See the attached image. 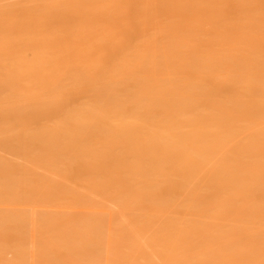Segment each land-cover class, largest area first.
Here are the masks:
<instances>
[{
  "label": "bare ground",
  "instance_id": "6f19581e",
  "mask_svg": "<svg viewBox=\"0 0 264 264\" xmlns=\"http://www.w3.org/2000/svg\"><path fill=\"white\" fill-rule=\"evenodd\" d=\"M0 264H264V0H0Z\"/></svg>",
  "mask_w": 264,
  "mask_h": 264
}]
</instances>
